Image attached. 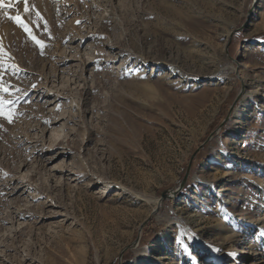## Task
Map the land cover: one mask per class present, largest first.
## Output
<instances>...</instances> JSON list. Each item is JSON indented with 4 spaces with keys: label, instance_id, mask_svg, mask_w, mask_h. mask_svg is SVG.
Instances as JSON below:
<instances>
[{
    "label": "rangeland",
    "instance_id": "1",
    "mask_svg": "<svg viewBox=\"0 0 264 264\" xmlns=\"http://www.w3.org/2000/svg\"><path fill=\"white\" fill-rule=\"evenodd\" d=\"M30 7L43 50L0 10V264H264V0Z\"/></svg>",
    "mask_w": 264,
    "mask_h": 264
},
{
    "label": "snow or ice",
    "instance_id": "2",
    "mask_svg": "<svg viewBox=\"0 0 264 264\" xmlns=\"http://www.w3.org/2000/svg\"><path fill=\"white\" fill-rule=\"evenodd\" d=\"M23 5V12L24 13H31L32 7H30V0H0V10L5 11V15L10 21H13L17 25H19L24 32L29 36V38L43 50V48L46 46L45 42L41 39H39L32 31L31 27L27 23V21L24 19V17L18 12L16 15H10L9 10L17 8L18 5ZM36 16L39 19H42L40 16V13L37 11ZM79 23V21H77ZM45 27H47V22L45 21ZM50 35V32H49ZM0 50H2V45H0ZM0 91H8V88H6L0 80ZM13 103V101H6L2 96H0V117H5L8 119L9 122L12 121L13 116L15 115L13 109L10 107V105ZM195 239V237H193ZM177 243H179L185 251H188L189 245L185 243L184 240H178ZM215 252L220 253L223 250L220 248H214ZM228 255L235 257L236 253H228Z\"/></svg>",
    "mask_w": 264,
    "mask_h": 264
},
{
    "label": "water",
    "instance_id": "3",
    "mask_svg": "<svg viewBox=\"0 0 264 264\" xmlns=\"http://www.w3.org/2000/svg\"><path fill=\"white\" fill-rule=\"evenodd\" d=\"M189 176V170L187 171L183 181L181 182L180 186L177 189H172V190H167L165 192H163L161 194V198L159 200V204L157 206V209H159V207L161 206V203L169 198H172L174 196H176L178 194V192L184 187L187 179ZM140 231H142V228H140ZM140 238V237H139ZM139 238L136 240V242L134 243V245H137V243L139 242Z\"/></svg>",
    "mask_w": 264,
    "mask_h": 264
},
{
    "label": "bare ground",
    "instance_id": "4",
    "mask_svg": "<svg viewBox=\"0 0 264 264\" xmlns=\"http://www.w3.org/2000/svg\"><path fill=\"white\" fill-rule=\"evenodd\" d=\"M160 200V199H159ZM159 200L157 199L155 202L157 203V206H158V204H159ZM153 214H154V212L152 211L151 212V216H153ZM150 216V217H151ZM213 258V255H207V257H206V259H212Z\"/></svg>",
    "mask_w": 264,
    "mask_h": 264
}]
</instances>
